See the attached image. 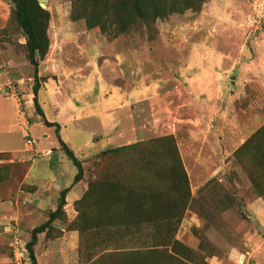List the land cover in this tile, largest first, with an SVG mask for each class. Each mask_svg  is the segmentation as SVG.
I'll return each instance as SVG.
<instances>
[{
  "label": "rangeland",
  "instance_id": "374dc122",
  "mask_svg": "<svg viewBox=\"0 0 264 264\" xmlns=\"http://www.w3.org/2000/svg\"><path fill=\"white\" fill-rule=\"evenodd\" d=\"M138 1L147 20L123 17V30L113 7L90 26L81 0L25 1L36 103L82 168L73 217L61 209L37 235L33 254L42 240L50 264H211L264 235L251 209L264 207V0ZM14 2L0 0V98L15 92L17 152L0 164V189L25 204L34 159L57 184L74 166L34 111ZM32 215L12 220L24 241L46 219ZM0 264H11L6 238Z\"/></svg>",
  "mask_w": 264,
  "mask_h": 264
},
{
  "label": "crops",
  "instance_id": "0c3cea01",
  "mask_svg": "<svg viewBox=\"0 0 264 264\" xmlns=\"http://www.w3.org/2000/svg\"><path fill=\"white\" fill-rule=\"evenodd\" d=\"M42 1L44 0H41V2ZM2 105H7V107L9 106L10 110H0V133L4 135V141L0 144V155H5L2 159H0V164L8 163L10 159L6 157L12 156L15 154V152H17V148L14 147L13 143L10 142L13 133H15V128L17 127V124L15 123L16 103L11 96L0 98V107ZM40 123L41 125H43L41 120ZM37 145H39L38 141H34V148H36ZM51 145L54 146V143ZM41 155L44 156L43 154ZM34 161L35 159L30 163V167L21 179L22 183L31 184V187H33L32 192L28 193V196L31 197V203L28 202L24 204L23 201H19L18 196L21 195L20 192L15 193L14 197H12L11 193L8 195H4L5 193H2L0 189V238H6L8 240V243L11 235L13 233H16L17 231V229L15 228V223L12 222V220L19 221L23 211L28 212L31 215L33 214L31 216V219L44 216L46 217V213L54 210L59 191L68 186V189L64 194V204L62 205L61 209L63 210L67 218H72L74 214V210L72 207L73 202L80 197L83 191V186L80 183L81 178L75 183L71 184L73 174L76 171L75 167L74 170L67 173L64 182H61V184H57V182L61 179L57 178V176L55 175V170L47 168L44 164H42V162L36 164ZM54 185H57L55 189H53ZM51 188L52 190L50 195L48 194L46 189L50 190ZM251 209L253 212V216H255L256 219L260 217L264 221V207L261 203L258 202V198L254 200ZM256 214L258 215V217ZM255 234L256 231L252 233L248 232L246 235V239L242 241L240 248L229 247L221 257L216 258L215 261H211V264H264V235L258 233V242L255 243L253 241L252 244V238L255 236ZM69 236L68 247L70 246L71 248L74 244V235L72 232H70ZM28 238L29 234H27L26 240ZM36 244L37 240L34 243L33 248H36ZM49 248L50 246H48L47 243H43V241L40 240L38 254L41 257V260H39V258L37 259L34 250L35 260H39L38 262L43 263L45 262V259L48 261L46 262V264H50V257L47 256V250Z\"/></svg>",
  "mask_w": 264,
  "mask_h": 264
},
{
  "label": "trees",
  "instance_id": "16d2710c",
  "mask_svg": "<svg viewBox=\"0 0 264 264\" xmlns=\"http://www.w3.org/2000/svg\"><path fill=\"white\" fill-rule=\"evenodd\" d=\"M25 1L26 0H15L14 16L17 24L19 25V27L21 28L24 34L27 58L30 64L33 66L32 85H31V94H32L31 100H32L33 108L35 113L40 117L42 124L44 126L53 128V134L59 147L68 157L70 162L74 165L76 171L73 174L71 180V184H72L78 181L82 176L81 165L74 157L72 151L66 146V144L60 138L59 124L55 121L46 120L41 109L36 103V92L38 89V81H37L36 61L34 58V49H35L34 33L29 24L27 5ZM81 4L83 5V11L81 12V14L90 26L95 24L102 26L106 22L105 18L110 15V13H108V10L111 9L112 7L114 11V13L112 14L114 18L117 20L118 26H120L122 30L127 27L126 23L124 24L122 21L123 17H125L126 21H130L133 19H137L139 21L147 20L146 17L144 16L143 9L138 0H81ZM98 4H101V6L97 8L98 10L95 17V21H92L90 12L93 11L95 9L94 7H97ZM176 10L179 9H175L174 11ZM155 14L159 16L158 13ZM67 189L68 186L59 191L56 206L53 211H50L48 213L47 218L43 222L33 226L30 229L29 238L27 241H25L30 264H37L33 254V245L36 242L37 234L43 232L49 226V224L55 219L57 213L60 212L62 205L64 204V194ZM168 240L170 239H167V241L164 242L163 246L170 245V247L173 248V245L177 244V242L174 239L173 240L171 239V241Z\"/></svg>",
  "mask_w": 264,
  "mask_h": 264
},
{
  "label": "built area",
  "instance_id": "2783aa9c",
  "mask_svg": "<svg viewBox=\"0 0 264 264\" xmlns=\"http://www.w3.org/2000/svg\"><path fill=\"white\" fill-rule=\"evenodd\" d=\"M2 93H9L11 96L15 95L14 90L9 86ZM8 249L11 264H30L25 241L20 239L16 233L11 235Z\"/></svg>",
  "mask_w": 264,
  "mask_h": 264
},
{
  "label": "water",
  "instance_id": "95a60500",
  "mask_svg": "<svg viewBox=\"0 0 264 264\" xmlns=\"http://www.w3.org/2000/svg\"><path fill=\"white\" fill-rule=\"evenodd\" d=\"M41 1V0H40Z\"/></svg>",
  "mask_w": 264,
  "mask_h": 264
}]
</instances>
